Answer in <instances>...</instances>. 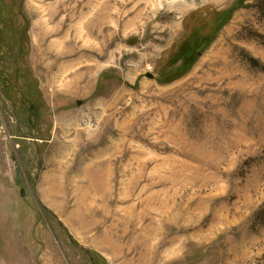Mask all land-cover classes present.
<instances>
[{
  "label": "rangeland",
  "instance_id": "374dc122",
  "mask_svg": "<svg viewBox=\"0 0 264 264\" xmlns=\"http://www.w3.org/2000/svg\"><path fill=\"white\" fill-rule=\"evenodd\" d=\"M0 264H264V0H0Z\"/></svg>",
  "mask_w": 264,
  "mask_h": 264
},
{
  "label": "water",
  "instance_id": "95a60500",
  "mask_svg": "<svg viewBox=\"0 0 264 264\" xmlns=\"http://www.w3.org/2000/svg\"><path fill=\"white\" fill-rule=\"evenodd\" d=\"M151 76V75H150ZM152 77V76H151ZM78 104H82V102L81 101H78ZM21 195L23 196V195H25V190L24 189H22L21 190Z\"/></svg>",
  "mask_w": 264,
  "mask_h": 264
},
{
  "label": "bare ground",
  "instance_id": "6f19581e",
  "mask_svg": "<svg viewBox=\"0 0 264 264\" xmlns=\"http://www.w3.org/2000/svg\"><path fill=\"white\" fill-rule=\"evenodd\" d=\"M46 32V31H45Z\"/></svg>",
  "mask_w": 264,
  "mask_h": 264
}]
</instances>
